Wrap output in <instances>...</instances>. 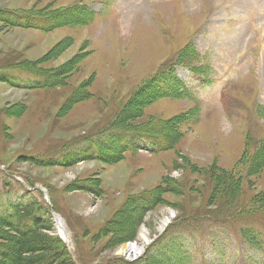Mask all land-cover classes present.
I'll use <instances>...</instances> for the list:
<instances>
[{
	"label": "rangeland",
	"instance_id": "rangeland-1",
	"mask_svg": "<svg viewBox=\"0 0 264 264\" xmlns=\"http://www.w3.org/2000/svg\"><path fill=\"white\" fill-rule=\"evenodd\" d=\"M254 220L264 0H0V264H241Z\"/></svg>",
	"mask_w": 264,
	"mask_h": 264
},
{
	"label": "trees",
	"instance_id": "trees-1",
	"mask_svg": "<svg viewBox=\"0 0 264 264\" xmlns=\"http://www.w3.org/2000/svg\"><path fill=\"white\" fill-rule=\"evenodd\" d=\"M2 21H4V20H2ZM189 54H192L191 52H190V47L189 46H187L184 50H182V52H181V54H180V56L182 57V56H185V55H189ZM43 86V85H42ZM44 87V86H43ZM173 129H177V130H179L180 131V129L179 128H174V127H172ZM147 133V131L146 132H138V134H140V136H147L148 138H154V136H159V138L157 139V140H163V141H168L167 140V138L166 137H164V136H161V135H158V134H146ZM181 133V132H180ZM76 155H79V156H81V154H76ZM77 158H79V157H77ZM33 159H37V157H35V158H33ZM45 162H49V160L47 159ZM67 164V163H66ZM46 165V164H45ZM64 165V164H63ZM154 199H156V202H157V200H158V198H156V197H154ZM16 228H17V230H16V233L19 235V237H23V238H25V237H28L29 235L30 236H32L31 234H29L30 232L29 231H25V228H22V227H19V226H15ZM37 239V238H36ZM32 240V242H34V241H39V239H37V240ZM43 250L44 251H46L47 249H46V247H44L43 248ZM3 255H5L4 254V252H2V251H0V257L1 256H3ZM57 255H60L59 253H57L56 254V258L57 257H59V256H57ZM7 256V255H6ZM26 261H29V262H27L26 264H33L34 263V261H30V260H26ZM25 262V261H24ZM54 263H56V259H55V257H54V255H52V256H50L49 257V259H47L43 264H54Z\"/></svg>",
	"mask_w": 264,
	"mask_h": 264
},
{
	"label": "bare ground",
	"instance_id": "bare-ground-1",
	"mask_svg": "<svg viewBox=\"0 0 264 264\" xmlns=\"http://www.w3.org/2000/svg\"><path fill=\"white\" fill-rule=\"evenodd\" d=\"M170 221L166 220L164 225H167ZM57 228H58V233L65 239L68 240L69 237L67 236L66 232L64 231V229L62 228V221H57ZM143 239L146 241L147 238L146 236H143ZM145 248V247H144ZM143 247L138 246L137 244L133 243L130 245H127L126 248L124 249L125 253H127L128 255H133L134 257L140 256L143 253ZM123 251V253H124ZM135 259V258H134Z\"/></svg>",
	"mask_w": 264,
	"mask_h": 264
}]
</instances>
